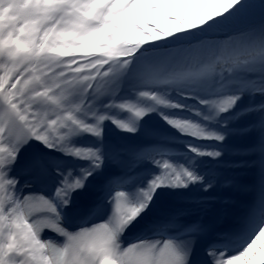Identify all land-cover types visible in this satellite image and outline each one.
I'll return each mask as SVG.
<instances>
[{
  "label": "snow or ice",
  "instance_id": "6c2138e0",
  "mask_svg": "<svg viewBox=\"0 0 264 264\" xmlns=\"http://www.w3.org/2000/svg\"><path fill=\"white\" fill-rule=\"evenodd\" d=\"M0 264H264V0H0Z\"/></svg>",
  "mask_w": 264,
  "mask_h": 264
}]
</instances>
